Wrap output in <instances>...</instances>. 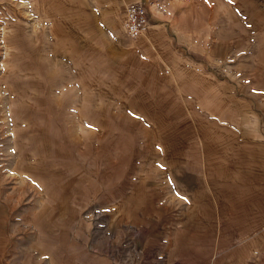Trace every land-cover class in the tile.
Segmentation results:
<instances>
[{
  "label": "crops",
  "instance_id": "0c3cea01",
  "mask_svg": "<svg viewBox=\"0 0 264 264\" xmlns=\"http://www.w3.org/2000/svg\"><path fill=\"white\" fill-rule=\"evenodd\" d=\"M146 1L44 8L55 56L107 79L118 100L108 109L154 143L139 176L100 208L104 233L125 235L135 260L123 264H264V20L229 65L206 22L127 38L126 7Z\"/></svg>",
  "mask_w": 264,
  "mask_h": 264
},
{
  "label": "rangeland",
  "instance_id": "374dc122",
  "mask_svg": "<svg viewBox=\"0 0 264 264\" xmlns=\"http://www.w3.org/2000/svg\"><path fill=\"white\" fill-rule=\"evenodd\" d=\"M48 2L0 0V264L131 262L125 235L104 233L100 208L139 176L154 143L108 109L118 100L107 79L55 56ZM142 5L149 16L142 37L156 25L206 22L214 56L226 45L229 65L264 20V0Z\"/></svg>",
  "mask_w": 264,
  "mask_h": 264
},
{
  "label": "built area",
  "instance_id": "2783aa9c",
  "mask_svg": "<svg viewBox=\"0 0 264 264\" xmlns=\"http://www.w3.org/2000/svg\"><path fill=\"white\" fill-rule=\"evenodd\" d=\"M148 12L140 3H133L125 9L123 32L130 40L141 38L149 26Z\"/></svg>",
  "mask_w": 264,
  "mask_h": 264
}]
</instances>
